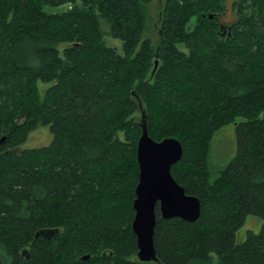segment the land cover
Wrapping results in <instances>:
<instances>
[{
    "label": "trees",
    "instance_id": "trees-1",
    "mask_svg": "<svg viewBox=\"0 0 264 264\" xmlns=\"http://www.w3.org/2000/svg\"><path fill=\"white\" fill-rule=\"evenodd\" d=\"M149 2L0 0V264H264V0H234L229 25L226 0H165L157 43ZM143 118L180 140L172 175L201 201L196 221L157 204L152 261L132 229ZM40 125L51 141L21 148ZM249 215L261 228L240 237Z\"/></svg>",
    "mask_w": 264,
    "mask_h": 264
},
{
    "label": "water",
    "instance_id": "water-1",
    "mask_svg": "<svg viewBox=\"0 0 264 264\" xmlns=\"http://www.w3.org/2000/svg\"><path fill=\"white\" fill-rule=\"evenodd\" d=\"M158 59L155 61V68ZM183 155L180 140L167 137L155 140L150 136L145 118L142 119V134L137 145L139 179L132 229L137 238L138 258L142 261L157 259L154 233L157 222L156 206L160 207L163 218L180 217L196 221L201 215V201L196 195L188 194L171 172L172 166Z\"/></svg>",
    "mask_w": 264,
    "mask_h": 264
},
{
    "label": "rangeland",
    "instance_id": "rangeland-1",
    "mask_svg": "<svg viewBox=\"0 0 264 264\" xmlns=\"http://www.w3.org/2000/svg\"><path fill=\"white\" fill-rule=\"evenodd\" d=\"M234 0H226L227 10L220 16V20L223 25H229V23L235 18L234 10H232L231 3ZM165 0H151V2L144 5V13L146 17V32L145 35L151 37L154 43L159 39V25L161 18V9L163 8ZM68 5L59 7V9L67 8ZM196 18H193L189 24V28H193L196 22ZM105 42L109 46H115L122 51V40L111 36L108 32L105 33ZM182 49L185 48L183 44H179ZM50 83L40 81L39 86L44 95L45 89ZM52 139V133L49 126L40 125L37 129L33 130L26 142L20 145L21 148L25 147H38L48 144ZM238 141L235 124L225 126L216 131L210 146V166L214 170H218L226 165L237 153ZM263 220L255 215H249L245 225L239 232L240 237H244L248 229L259 231Z\"/></svg>",
    "mask_w": 264,
    "mask_h": 264
},
{
    "label": "flooded vegetation",
    "instance_id": "flooded-vegetation-1",
    "mask_svg": "<svg viewBox=\"0 0 264 264\" xmlns=\"http://www.w3.org/2000/svg\"><path fill=\"white\" fill-rule=\"evenodd\" d=\"M232 4V3H231Z\"/></svg>",
    "mask_w": 264,
    "mask_h": 264
}]
</instances>
